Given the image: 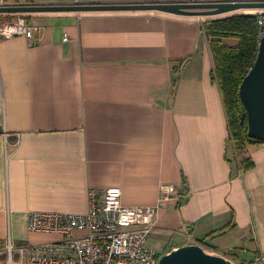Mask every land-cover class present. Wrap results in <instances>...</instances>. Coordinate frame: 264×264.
<instances>
[{
  "label": "crops",
  "instance_id": "1",
  "mask_svg": "<svg viewBox=\"0 0 264 264\" xmlns=\"http://www.w3.org/2000/svg\"><path fill=\"white\" fill-rule=\"evenodd\" d=\"M25 14L38 26L31 38L0 35V241L58 240L30 231L27 213L85 212L90 189L119 187L122 203L137 206L156 205L161 186L171 185L150 246L163 254L205 244L234 263L264 264V143L236 149L229 138L202 28L208 18L158 10ZM3 250L0 264H8ZM11 258L20 263L15 251Z\"/></svg>",
  "mask_w": 264,
  "mask_h": 264
},
{
  "label": "built area",
  "instance_id": "2",
  "mask_svg": "<svg viewBox=\"0 0 264 264\" xmlns=\"http://www.w3.org/2000/svg\"><path fill=\"white\" fill-rule=\"evenodd\" d=\"M38 1L4 0L2 5H36ZM257 25L260 40L264 36V15L258 16ZM37 29L26 14L0 22V35L5 37L23 34L29 39ZM173 191V186L162 185L156 205L126 206L119 187H109L102 195L90 189L85 212L27 213L30 231L55 233L60 235L58 240L35 245L0 241V250L8 254V264L14 251L27 264H158L161 254L148 244V239L157 206L168 200Z\"/></svg>",
  "mask_w": 264,
  "mask_h": 264
},
{
  "label": "water",
  "instance_id": "3",
  "mask_svg": "<svg viewBox=\"0 0 264 264\" xmlns=\"http://www.w3.org/2000/svg\"><path fill=\"white\" fill-rule=\"evenodd\" d=\"M238 9H264V0H224L187 2H144L126 4L2 5L0 14L56 11L158 10L178 15L211 16ZM239 97L247 114L249 137L264 141V36L259 40L255 61L239 86ZM158 264H234L212 254L198 243L172 248L160 255Z\"/></svg>",
  "mask_w": 264,
  "mask_h": 264
},
{
  "label": "trees",
  "instance_id": "4",
  "mask_svg": "<svg viewBox=\"0 0 264 264\" xmlns=\"http://www.w3.org/2000/svg\"><path fill=\"white\" fill-rule=\"evenodd\" d=\"M258 13H236L207 19L202 23L214 57L213 76L216 78L226 110L229 138L236 149L259 145L264 141L249 137L247 114L239 97L242 79L252 67L258 50ZM9 14H0V19ZM234 39L235 44L224 42ZM242 161L243 168L248 164Z\"/></svg>",
  "mask_w": 264,
  "mask_h": 264
},
{
  "label": "rangeland",
  "instance_id": "5",
  "mask_svg": "<svg viewBox=\"0 0 264 264\" xmlns=\"http://www.w3.org/2000/svg\"><path fill=\"white\" fill-rule=\"evenodd\" d=\"M206 1H215V0H206ZM237 1H240V0H237ZM236 13H251V14L258 13L260 15H264V9H238V10L226 12V13H223L220 15H211V16H205V17H207L208 19H213V18L224 17L227 15H232V14H236ZM16 18H17V14H9L8 17H6L4 19L1 18L0 22L13 21ZM225 43L228 45H232V44H235L236 41L234 39H227V40H225ZM35 244H39V243H32V245H35ZM201 246H203L206 250H208L212 254H218V255L224 254L223 251L221 252L217 248L206 246L205 244H201ZM222 256H224V255H222ZM18 264H27V260L24 258V259L20 260V263H18ZM236 264H261V263H258L257 260L248 261V262H245L243 260H237Z\"/></svg>",
  "mask_w": 264,
  "mask_h": 264
},
{
  "label": "bare ground",
  "instance_id": "6",
  "mask_svg": "<svg viewBox=\"0 0 264 264\" xmlns=\"http://www.w3.org/2000/svg\"><path fill=\"white\" fill-rule=\"evenodd\" d=\"M201 242V241H200ZM204 246V245H203ZM164 252V251H163Z\"/></svg>",
  "mask_w": 264,
  "mask_h": 264
}]
</instances>
